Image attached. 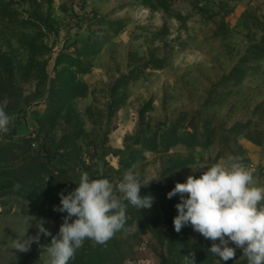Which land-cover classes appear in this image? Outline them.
<instances>
[{"label": "rangeland", "instance_id": "1", "mask_svg": "<svg viewBox=\"0 0 264 264\" xmlns=\"http://www.w3.org/2000/svg\"><path fill=\"white\" fill-rule=\"evenodd\" d=\"M0 106L15 116L0 136V264H46L51 236L14 241L41 220L56 235L53 208L82 172L115 184L132 165L154 202L127 206L102 262L122 246L124 264H217L211 240L174 230L167 193L229 155L264 186V0H0ZM96 246L69 264H98Z\"/></svg>", "mask_w": 264, "mask_h": 264}, {"label": "clouds", "instance_id": "2", "mask_svg": "<svg viewBox=\"0 0 264 264\" xmlns=\"http://www.w3.org/2000/svg\"><path fill=\"white\" fill-rule=\"evenodd\" d=\"M14 119L0 106V136L10 131ZM199 171V177L189 175L167 193L168 199L180 198L175 205L178 214L173 218L174 230L179 233L190 225L211 240L208 252L219 257L217 264L234 259L237 249L247 264H264V186L256 185L253 170L244 166L241 157L229 155L226 161L201 165ZM150 181H142L136 165L115 184L106 178L91 179L82 172L76 187L67 195L61 192L60 206L53 208L66 213L56 235L41 220L35 236L25 238V232L13 246L16 251L28 252L32 243L39 244L41 234L51 236L50 243L40 245L48 256L46 264H69L86 239L104 245L124 229L129 204L138 210L151 208L154 198L140 195ZM191 261L194 264V254Z\"/></svg>", "mask_w": 264, "mask_h": 264}, {"label": "trees", "instance_id": "3", "mask_svg": "<svg viewBox=\"0 0 264 264\" xmlns=\"http://www.w3.org/2000/svg\"><path fill=\"white\" fill-rule=\"evenodd\" d=\"M21 174H22V176H21V178L23 179V180H25V179H29V180H33L34 179V177L35 176H32L31 178H27L26 176H24V173H22V172H20ZM64 194H68L69 192H67V191H64L63 192ZM54 200H56V198H54ZM136 214V217H139V215H140V212L138 213V212H136L135 213ZM140 219H141V217H140ZM119 235V237H126V236H128L127 234H124L123 232H120V234H118ZM129 239H132V237H129ZM138 237H136V238H133V241H136L137 242V244L134 246V248H136V247H139V242H138ZM120 241L122 242V239L120 238ZM126 245L127 244V242H122V245ZM98 249H97V248ZM96 247H94L93 248V251H92V260L91 261H93L94 260V258H95V261L96 260H98L99 261V263L98 264H105L104 262H102V259H101V257H100V255H99V251H100V249H101V247H99V244H98V246H96ZM129 249H133V248H129ZM111 251V250H110ZM123 250H122V246H120V247H117V248H112V252H110V255H109V258H107L112 264H124L127 260H132V259H134L135 258V255H126L125 253H123L122 252ZM132 254H134V252L132 253ZM82 262V261H81ZM80 262V263H81ZM72 264H74L73 262H71Z\"/></svg>", "mask_w": 264, "mask_h": 264}]
</instances>
